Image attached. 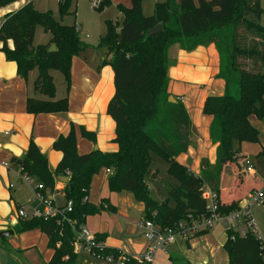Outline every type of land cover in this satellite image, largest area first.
Returning <instances> with one entry per match:
<instances>
[{
	"label": "trees",
	"instance_id": "trees-1",
	"mask_svg": "<svg viewBox=\"0 0 264 264\" xmlns=\"http://www.w3.org/2000/svg\"><path fill=\"white\" fill-rule=\"evenodd\" d=\"M19 0H0V9ZM147 0H131V8L118 6L123 15L121 25L106 22V34L101 37L97 49H104L109 59L104 62L114 72L115 93L107 106V115L116 125L115 139L118 151L103 153L99 150L80 155L77 148V133L71 125L67 136H60L53 150L62 154V159L52 172L46 155L42 154L33 140L25 155L12 158L10 168L31 177L44 186L43 196L55 192L56 178L68 176L63 189L66 201L73 203L72 212L65 219L57 216L48 220H21L15 228L17 234L40 230L49 240L54 255L49 264H76L78 255L74 243L77 231L90 216L102 212H116L104 199L99 205L89 202L93 177L103 169L112 171L108 187L112 193H132L135 200L143 203L144 221L152 222L161 230L179 234L180 225L185 228L183 237L190 239L192 224L210 217L203 188L208 187L217 194L219 213L228 216L239 210L238 203L229 209L220 208V199L227 191L220 188L224 167L231 165L236 171L246 164V155L235 149L236 144L258 143L259 132L249 123L251 116L264 122V9L261 0H161L154 5L153 14H144ZM197 2V3H196ZM109 1L101 2L98 9L108 7ZM73 0H59L58 21L52 11H38L32 0L22 9L4 16L0 21V49L7 61L17 65V74L27 80L35 70L38 76L34 92L47 100L28 98L27 112L32 115L66 114L69 100L56 98V86L51 71L63 74L70 91L71 69L74 57L80 56L90 46L80 38L75 25H64L61 21L72 11ZM162 31L150 35L157 26ZM41 26L45 34L51 35L49 44L36 45L35 33ZM12 41L13 49L8 42ZM213 43L220 58L219 74L225 82L221 97H210L204 105V114L212 117L210 139L217 147L215 164L202 160L199 175L180 164L177 159L190 147L193 124L181 102H169L168 92L169 51L178 45L191 52L198 47ZM51 46L56 47L50 52ZM80 136L93 143L96 134L79 128ZM155 157L168 166L170 181L165 201L151 196L148 177L154 170ZM252 189L249 195L262 190ZM173 203L174 206L170 204ZM242 221L240 226H245ZM210 230L195 232L191 237L207 234ZM228 239L224 249L229 264H264L262 239L246 230L241 236L236 227H227ZM182 232V231H181ZM101 245L94 248L90 256L101 262L111 259L113 264H142L137 258L119 250L107 248L105 235H95ZM172 264H190L180 256L171 255Z\"/></svg>",
	"mask_w": 264,
	"mask_h": 264
},
{
	"label": "crops",
	"instance_id": "crops-1",
	"mask_svg": "<svg viewBox=\"0 0 264 264\" xmlns=\"http://www.w3.org/2000/svg\"><path fill=\"white\" fill-rule=\"evenodd\" d=\"M108 1L110 7L132 6L131 0ZM159 1L161 0H157L155 4ZM28 2L29 0H19L0 9V21L5 15L22 9ZM153 11L154 6L151 14ZM118 13V17L123 19L119 10ZM100 39L101 37L96 42L99 43ZM50 41L51 35L45 44ZM84 43L95 45L87 40H84ZM2 45L0 42V49ZM8 46L13 49L12 41L8 42ZM92 50L88 48L72 60V84L70 91L66 90L69 108L68 113L61 115H32L27 112L28 98L47 100L34 92L36 71L31 72L27 80L22 79L17 74L16 63L7 61L4 53L0 51V233L13 232L6 238L0 237V264H49L54 255L48 246V237L40 230L21 234L15 232L22 220L18 211L24 208L31 212L35 206L34 188L37 183L34 179L32 182H25L19 171L11 169L12 158L23 157L30 141L33 140L42 154L46 155L49 168L53 172L62 159V154L53 150V144L60 136L70 133L71 125L76 128L80 155L97 150L103 153L118 151V145L113 142L116 125L107 115L108 103L115 93L114 72L110 66L104 64L109 59L107 51L98 55ZM169 60L171 67L168 74V92L185 105L193 124L188 152L178 157L177 161L199 175L202 160L215 164L217 159L218 145H213L210 139L212 117L205 115L203 110L208 98L221 97L225 92L224 80L216 77L219 74V54L213 43L191 52L176 45L169 51ZM56 98L60 99L57 90ZM249 123L259 132V142L236 144L235 149L238 153L246 155L247 160L250 155L255 160L253 163L249 160L252 168L243 163V168L239 171L231 165L224 167L220 188L229 192L225 198L220 199V208L224 210L229 209V203L232 202L246 208L249 205V192L264 185V122L253 115L249 118ZM80 127L95 133L96 142L82 138ZM6 145L20 150V157H15L11 150L4 147ZM228 169L229 174L226 172ZM225 174L229 177V185L224 186ZM110 175L108 169H103L93 177L88 200L93 205H99L102 200L107 199L116 212H102L90 216L86 219L85 226L94 235H105V247L135 258L141 257L147 250L145 230L141 227L145 206L136 201L132 193L110 192ZM63 177L69 179L68 176L56 178L53 199L57 207H63L66 202L62 191L68 182H63ZM48 195L51 196V193ZM253 223L256 226L254 220ZM226 224L242 232V227L234 222L219 221L207 234L198 237H191V234L190 239L179 236L167 252L160 251L156 254L152 264H172L171 255L180 256L190 264H229V257L224 249L228 239ZM261 239L264 244L263 238ZM77 255L76 264H113L97 261L83 250L77 252Z\"/></svg>",
	"mask_w": 264,
	"mask_h": 264
},
{
	"label": "built area",
	"instance_id": "built-area-1",
	"mask_svg": "<svg viewBox=\"0 0 264 264\" xmlns=\"http://www.w3.org/2000/svg\"><path fill=\"white\" fill-rule=\"evenodd\" d=\"M101 2L96 3L94 6L98 8ZM246 165H250L249 160L246 161ZM20 172V171H19ZM112 174L111 170H108ZM21 173V172H20ZM25 182H32V178L26 175L21 176ZM36 199L35 206L32 207L31 212H28L26 209L22 208L18 211V216L22 220H32V219H51L57 216H62L64 219L68 213L72 212L73 203L71 201H66L63 207H57L54 203L53 195L55 192H51V196H43L41 191H43L44 186L42 184L35 185ZM203 198L207 202V209L211 212L209 218L204 219L199 223L192 224L189 229V234H194L197 231L202 230H211L219 221H231L236 224H240L243 220L246 221V228L250 230L254 235L260 238L255 231V225L250 213V206L254 203L259 204L264 198V187L262 190L255 192L249 196V205L246 208H240L239 210L230 213L228 216H221L219 213V203L217 194L212 192L208 187L203 188ZM226 226L231 227L232 225L226 224ZM141 227L145 230L144 237L147 242V250L145 253L138 257L137 259L142 264H152L156 254L160 251L167 252L169 247L176 243V240L179 236L184 234V227L180 225V233L176 234L171 230H161L152 222L142 221ZM245 231L240 232L241 236L245 235ZM261 239V238H260ZM99 242L96 241V237L92 234L85 225L81 226L77 231V237L74 243L75 250L86 251L91 254L94 248L100 247ZM108 262H111V259H107Z\"/></svg>",
	"mask_w": 264,
	"mask_h": 264
},
{
	"label": "rangeland",
	"instance_id": "rangeland-1",
	"mask_svg": "<svg viewBox=\"0 0 264 264\" xmlns=\"http://www.w3.org/2000/svg\"><path fill=\"white\" fill-rule=\"evenodd\" d=\"M102 0H73V6L72 11L76 10V15H68L66 16L61 22L64 25H77L78 29L80 31V38L84 42V40L88 41V43H94L95 45L98 43L96 42L99 37H103L106 34V22L107 21H113L114 23H118L121 25L122 20L119 18V13L116 7H110L108 6L106 9H98L94 6L96 3H100ZM157 0H147L145 2L144 7V14L149 16L151 14V9L153 8L155 2ZM35 8L40 12H47L52 11L56 19L59 21V15H58V3L59 0H33ZM261 6L264 9V0H261ZM119 22H118V21ZM262 24L264 25V15L262 16ZM49 36L45 34L43 28L41 26H38L35 33V45H42L47 43L49 40ZM95 45H89L92 51L98 55L102 54V52H106L102 49H96ZM88 53H86L85 56H87ZM36 77L38 76L37 70ZM262 74L264 75V65L262 66L261 70ZM51 75L55 77L54 83L56 86V90L58 92V96L60 98L66 97V90L67 85L64 80L63 74L59 71H52ZM172 97H174L172 95ZM172 103V101H171ZM248 159L253 163L255 160L253 156H249ZM154 170L157 171L158 174L153 172L152 174H156L159 180H156L155 178H152L151 176L148 177V185L149 190L151 193V196L158 200V201H165L168 197L167 190L169 188L170 177L168 176L167 169L168 166L165 163L164 160L161 158L155 157L154 162ZM247 166V165H246ZM228 174L230 173V170L228 169L226 171ZM251 172V171H249ZM228 179V180H227ZM66 183V182H65ZM223 185H229V177L225 174L224 176V183ZM250 198L248 197V201ZM232 203H229L231 205ZM171 206H174L173 203L170 204ZM250 213L253 217V220L256 224L255 231L257 232L258 236L260 238H263L264 240V198L262 201L257 204L254 203L250 207ZM228 223L231 221H227ZM242 231L247 230L246 226H241Z\"/></svg>",
	"mask_w": 264,
	"mask_h": 264
},
{
	"label": "water",
	"instance_id": "water-1",
	"mask_svg": "<svg viewBox=\"0 0 264 264\" xmlns=\"http://www.w3.org/2000/svg\"><path fill=\"white\" fill-rule=\"evenodd\" d=\"M162 31V26L159 25L157 26L156 28L152 29L149 33L150 35H157L159 34L160 32ZM50 52H55L56 51V47L55 46H51L50 49H49ZM173 102V103H176V99L174 97H170L169 98V102ZM6 149L8 150H11V152L14 154L15 157H20V155L22 154L20 150L16 149L14 146L12 145H6L4 146ZM152 178H155L156 180H159V178L157 177L156 174H152L151 176ZM63 180V182H68L69 179L67 177H63L61 178ZM13 232L12 231H7V232H2L0 233V237L1 238H6L8 237L9 235H12Z\"/></svg>",
	"mask_w": 264,
	"mask_h": 264
}]
</instances>
